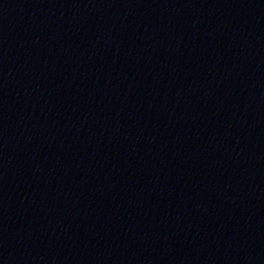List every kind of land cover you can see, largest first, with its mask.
Returning a JSON list of instances; mask_svg holds the SVG:
<instances>
[{"label":"water","instance_id":"obj_1","mask_svg":"<svg viewBox=\"0 0 264 264\" xmlns=\"http://www.w3.org/2000/svg\"><path fill=\"white\" fill-rule=\"evenodd\" d=\"M0 264H264V0H0Z\"/></svg>","mask_w":264,"mask_h":264}]
</instances>
